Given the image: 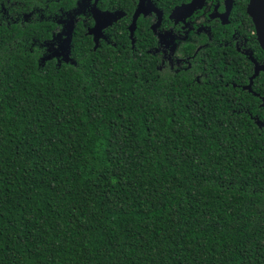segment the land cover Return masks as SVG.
I'll list each match as a JSON object with an SVG mask.
<instances>
[{
    "label": "trees",
    "instance_id": "1",
    "mask_svg": "<svg viewBox=\"0 0 264 264\" xmlns=\"http://www.w3.org/2000/svg\"><path fill=\"white\" fill-rule=\"evenodd\" d=\"M1 19L0 264H264V129L220 88Z\"/></svg>",
    "mask_w": 264,
    "mask_h": 264
},
{
    "label": "flooded vegetation",
    "instance_id": "2",
    "mask_svg": "<svg viewBox=\"0 0 264 264\" xmlns=\"http://www.w3.org/2000/svg\"><path fill=\"white\" fill-rule=\"evenodd\" d=\"M0 14L45 25L50 37L30 48L37 61L69 59L75 35L92 49L119 39L163 74L213 83L232 113L264 129V0H0Z\"/></svg>",
    "mask_w": 264,
    "mask_h": 264
},
{
    "label": "water",
    "instance_id": "3",
    "mask_svg": "<svg viewBox=\"0 0 264 264\" xmlns=\"http://www.w3.org/2000/svg\"><path fill=\"white\" fill-rule=\"evenodd\" d=\"M72 31H73V28H72ZM69 41H71V38H69ZM67 49H68V53H69V49H70V43L69 45L67 46ZM68 58H65V60H67Z\"/></svg>",
    "mask_w": 264,
    "mask_h": 264
}]
</instances>
